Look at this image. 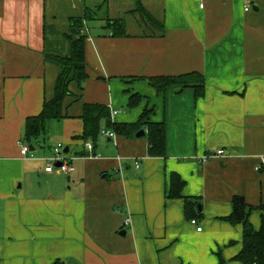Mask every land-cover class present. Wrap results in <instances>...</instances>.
<instances>
[{"label": "crops", "instance_id": "obj_1", "mask_svg": "<svg viewBox=\"0 0 264 264\" xmlns=\"http://www.w3.org/2000/svg\"><path fill=\"white\" fill-rule=\"evenodd\" d=\"M102 2L107 18L123 21L125 35L110 34L104 8L84 26L88 76L81 89L69 82L64 117L50 124L61 129L54 134L74 170L45 173L32 152L50 150L53 131L22 155L24 121L54 93L60 64L53 56L70 53V18ZM136 4L155 23L140 17ZM192 71L203 76L200 95L190 85L157 93L147 80ZM129 93L141 96L132 108ZM85 103L115 109L110 119L125 123L152 109L148 118L164 123V156L148 155L145 134L110 139L100 131L88 153L80 138ZM101 129H108L103 121ZM219 149L222 155L201 161ZM260 156L264 0H0L3 264H241L233 257L242 225L223 217L234 195L251 206L264 202ZM172 172L185 182L182 195L200 200V231L185 218L183 198H166ZM260 212L249 215L255 230Z\"/></svg>", "mask_w": 264, "mask_h": 264}, {"label": "trees", "instance_id": "obj_2", "mask_svg": "<svg viewBox=\"0 0 264 264\" xmlns=\"http://www.w3.org/2000/svg\"><path fill=\"white\" fill-rule=\"evenodd\" d=\"M104 8L106 26L111 31L112 36H123L124 23L120 19H109L106 16L105 4L102 2L93 8L84 6L82 17L70 18V34L66 38L70 41V53L66 56H53L59 62L60 70L57 74L54 93L51 98L45 99L42 103L39 113L25 118L21 142L27 145H33L37 142H46L47 139V121L60 120L63 114V99L71 96L68 84L73 81L81 89L83 82L87 78L85 65L84 42L87 33L84 32V26L89 21L100 18L99 12ZM135 11L141 18L155 23L152 16L139 4H136ZM151 87L157 93H162L170 85H180L182 87L192 86L195 94H201V87L204 82L203 76L196 71L183 73L179 75H160L147 78ZM141 96L138 93H129L127 107L132 108L138 104ZM152 109L144 108L138 119L132 123L115 122L110 119L109 109L102 104L85 103L83 105L81 119L83 123L80 138L85 140L90 138L94 142L100 131L101 121L104 126L113 130L117 135L125 138H132L136 132L145 130V136L148 142V155L164 156L165 153V127L163 122L150 120L149 114ZM185 185L184 180L176 172L169 175V183L166 191V198H183V211L187 219H200L202 217L201 203L198 197L183 196L182 189ZM232 211L229 215L223 217L230 224L242 225L241 249L233 257L241 264H264V202L257 206L248 205L240 195L232 197ZM253 209L260 210V225L257 230L252 226L249 220L250 212ZM50 264H62L60 259L52 261ZM219 264H223L219 258Z\"/></svg>", "mask_w": 264, "mask_h": 264}, {"label": "built area", "instance_id": "obj_3", "mask_svg": "<svg viewBox=\"0 0 264 264\" xmlns=\"http://www.w3.org/2000/svg\"><path fill=\"white\" fill-rule=\"evenodd\" d=\"M200 2V0H198ZM201 5V3H199ZM250 8V5L247 4L244 6V10H248ZM117 110L110 108V114H115ZM103 136H107L110 139L115 138V132L111 129H104L100 133ZM83 146L87 150L88 153L91 154L93 150V144L92 140L90 138L85 139L83 142ZM20 153L22 155H25L29 153V148L26 143L20 142L19 143ZM65 146L61 142L55 143L51 148V153L45 157H43V160L45 162L43 171L45 173H52L53 171L60 172L62 174H68L74 170L73 165L71 164V157L67 155V152H64ZM223 151L221 149L217 150L213 154H207L202 156L201 161H206V159L210 156H218L222 155ZM260 163L259 165L255 166V169L258 170L262 165H264V156L259 157ZM59 162V165L56 166L55 164ZM136 166L137 163L135 164ZM191 224L196 226V230L200 231L201 227L197 223V220L195 218L190 219ZM129 225V219L125 218L123 221V226Z\"/></svg>", "mask_w": 264, "mask_h": 264}, {"label": "rangeland", "instance_id": "obj_4", "mask_svg": "<svg viewBox=\"0 0 264 264\" xmlns=\"http://www.w3.org/2000/svg\"><path fill=\"white\" fill-rule=\"evenodd\" d=\"M99 19V18H98ZM97 21V20H96ZM92 22V24H95V21H91ZM52 122H58V120H49V121H47V124H46V126H47V139H46V143H47V141H48V139H49V136H48V132L49 133H52V131H53V135H54V138H53V140H54V142H60L61 140L59 139V137H56V133L54 134V132H57V133H60L61 132V129H59L57 126H53V128L51 127L50 128V124L52 123ZM105 127V126H104ZM106 128V127H105ZM104 130V129H103ZM101 131H102V129L100 130V133H101ZM52 136V135H51ZM53 142V143H54ZM61 143L65 146L66 144L64 143V142H62L61 141ZM51 148H52V146H51ZM51 148H50V150L49 149H46V150H44V151H40V150H35L34 152H32V153H34L35 155H36V159L33 161V164H36V165H44V160H43V157H45V156H47V155H49L50 153H51ZM69 152H67V154H68ZM43 161H42V160ZM0 222H1V212H0ZM1 237H2V235H1V232H0V239H1ZM1 251V250H0ZM0 264H3V262H0Z\"/></svg>", "mask_w": 264, "mask_h": 264}, {"label": "water", "instance_id": "obj_5", "mask_svg": "<svg viewBox=\"0 0 264 264\" xmlns=\"http://www.w3.org/2000/svg\"><path fill=\"white\" fill-rule=\"evenodd\" d=\"M144 134H145V130L144 129H141L138 132H136L135 136L136 137H140V136H143ZM28 148H29V150H33L34 149V147L32 145H29ZM64 152H67V148L66 147L64 148ZM55 165L58 166L59 165V162H57ZM119 234L125 235V230H121L119 232Z\"/></svg>", "mask_w": 264, "mask_h": 264}]
</instances>
